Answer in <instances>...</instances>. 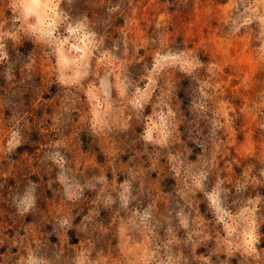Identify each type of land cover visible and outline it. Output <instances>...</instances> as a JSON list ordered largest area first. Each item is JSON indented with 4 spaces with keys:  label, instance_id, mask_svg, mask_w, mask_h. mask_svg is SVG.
I'll use <instances>...</instances> for the list:
<instances>
[{
    "label": "rangeland",
    "instance_id": "374dc122",
    "mask_svg": "<svg viewBox=\"0 0 264 264\" xmlns=\"http://www.w3.org/2000/svg\"><path fill=\"white\" fill-rule=\"evenodd\" d=\"M48 1L0 0V264H264V0Z\"/></svg>",
    "mask_w": 264,
    "mask_h": 264
},
{
    "label": "bare ground",
    "instance_id": "6f19581e",
    "mask_svg": "<svg viewBox=\"0 0 264 264\" xmlns=\"http://www.w3.org/2000/svg\"><path fill=\"white\" fill-rule=\"evenodd\" d=\"M45 1H46V0H45ZM49 1H50V0H49ZM49 1H48V2H49ZM40 2H41V1H40ZM40 2H39V0H33V4H32V6H29V7H28V8H30V9H28V12H29V13L32 12V10H34V11H35L34 13L37 14V17L39 16V17L37 18V19H39L38 21H40V20L42 21L43 19H45V18L41 19L42 16H41L40 14H41V11L44 12V11H45L44 8L48 6L47 4H46L47 6H45V4L42 5V4H40ZM43 2H44V1H43ZM43 2H42V3H43ZM50 5H51V4H50ZM44 6H45V7H44ZM26 9H27V8H26ZM26 9H24V10H26ZM52 11H53V10H52ZM45 12H46V11H45ZM46 16H47V17H50L49 15H46ZM54 17H55V16H54ZM53 20H54V19H53ZM48 21H50V20H48ZM79 48H80V47H79ZM79 48H78V49H79ZM80 49H81V48H80ZM63 51H64V50H63ZM63 51H62V53H63ZM81 51H82V50H81ZM82 52H83V51H82ZM59 53L61 54L60 56H62L61 51H60ZM80 55H81V53H80ZM66 56H67V55H66ZM67 57H68V56H67ZM61 58H62V57H61ZM64 60H65V59H64ZM65 61H66V60H65Z\"/></svg>",
    "mask_w": 264,
    "mask_h": 264
}]
</instances>
